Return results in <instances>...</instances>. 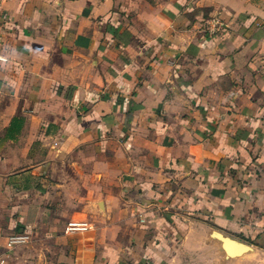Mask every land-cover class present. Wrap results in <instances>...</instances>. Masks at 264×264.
I'll return each instance as SVG.
<instances>
[{"label": "crops", "instance_id": "obj_1", "mask_svg": "<svg viewBox=\"0 0 264 264\" xmlns=\"http://www.w3.org/2000/svg\"><path fill=\"white\" fill-rule=\"evenodd\" d=\"M3 261L264 264V0H0Z\"/></svg>", "mask_w": 264, "mask_h": 264}, {"label": "water", "instance_id": "obj_2", "mask_svg": "<svg viewBox=\"0 0 264 264\" xmlns=\"http://www.w3.org/2000/svg\"><path fill=\"white\" fill-rule=\"evenodd\" d=\"M214 234L215 237L222 242L223 248L229 257L241 256L245 252L251 250L249 246H247L242 242L236 241L220 233H214Z\"/></svg>", "mask_w": 264, "mask_h": 264}, {"label": "built area", "instance_id": "obj_3", "mask_svg": "<svg viewBox=\"0 0 264 264\" xmlns=\"http://www.w3.org/2000/svg\"><path fill=\"white\" fill-rule=\"evenodd\" d=\"M77 226H74V225H71V226H68L67 229H66V232H72L74 231ZM25 241V237L23 236H15L13 238H11V241H10V246H14L16 244H19V243H23ZM0 264H7L6 262H1Z\"/></svg>", "mask_w": 264, "mask_h": 264}]
</instances>
